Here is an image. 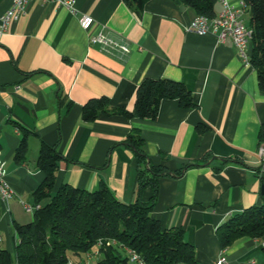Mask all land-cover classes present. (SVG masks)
<instances>
[{
	"label": "crops",
	"instance_id": "obj_1",
	"mask_svg": "<svg viewBox=\"0 0 264 264\" xmlns=\"http://www.w3.org/2000/svg\"><path fill=\"white\" fill-rule=\"evenodd\" d=\"M69 1L72 7L32 1L0 36V155L13 190L8 201L0 194V247L15 255L14 223L33 219L24 203L35 205L33 193L45 179L37 166L42 144L56 146L65 158L57 188L66 183L92 191L105 183L117 198L132 203L138 169L134 150L124 143L138 132L151 163L170 170L159 179L152 216L164 227L184 229L198 264H212L222 253L228 264H264V237L243 238L223 249L218 236L219 226L234 214L264 204V144H259L264 93L254 67L242 62L231 39L220 42L213 33L187 31L197 14L176 1L150 0L140 17L124 0ZM12 3L0 0V19ZM85 15L94 18L89 31L81 25ZM100 31L131 51L110 54L91 43ZM147 78L185 83L198 107L186 109L167 99L155 120L119 114L83 119V106L99 97H108L112 108L133 110ZM200 123L206 132L199 133ZM24 130L28 153L18 163ZM188 164L198 165L175 173ZM151 194L147 189L143 198ZM100 258L94 249L72 260L95 264Z\"/></svg>",
	"mask_w": 264,
	"mask_h": 264
},
{
	"label": "trees",
	"instance_id": "obj_2",
	"mask_svg": "<svg viewBox=\"0 0 264 264\" xmlns=\"http://www.w3.org/2000/svg\"><path fill=\"white\" fill-rule=\"evenodd\" d=\"M124 1L140 17L150 0ZM179 1L197 15L213 18L218 13L219 0ZM244 2L253 30L251 65L257 72L260 91L264 93V0ZM167 99L178 100L186 109L198 107L185 83L147 78L137 89L133 110L112 108L108 97H99L83 106L82 117L86 122L116 114L126 119L155 120L161 103ZM197 129L204 133L208 127L200 123ZM23 132L15 155L18 163L25 161L28 153L29 132ZM124 144L134 150L138 169L137 199L132 203L117 198L105 183L92 191L66 183L57 188L59 163L65 158L56 146L42 144L37 166L45 173V179L33 193L34 203L40 207L34 211L33 221L14 223L18 237L16 254L0 247V264H68L73 257L93 253L94 249L101 257L95 264H136L132 260L133 253L145 264H198L195 247L186 240L184 229L164 227L152 216L159 179L169 175L170 170L165 165L151 163L140 133L130 134ZM259 144H264V127L259 133ZM231 160L226 159L225 163ZM197 165H184L175 173L181 175L185 169ZM258 170L261 172V168ZM261 180L264 182V171ZM147 189L152 194L145 200L143 194ZM218 236L223 249L243 238H263L264 204L234 214L219 226Z\"/></svg>",
	"mask_w": 264,
	"mask_h": 264
},
{
	"label": "built area",
	"instance_id": "obj_3",
	"mask_svg": "<svg viewBox=\"0 0 264 264\" xmlns=\"http://www.w3.org/2000/svg\"><path fill=\"white\" fill-rule=\"evenodd\" d=\"M34 0H13L10 9L0 19V36L8 31L10 24L20 18L25 12L28 5ZM54 1L60 4H64L68 7H72L73 1L69 0H43ZM222 4V8L218 11L215 17L210 18L205 15H197L190 25L187 27V31L197 33L199 35H205L208 33L215 34L220 42H225L227 39H231L238 50V55L242 62L250 66L251 65V41L253 39V30L247 26L244 20L245 13L248 12V8L244 0H240L238 5L233 4L230 0H219ZM82 27L89 31L94 26V18L90 15H85L81 19ZM90 41L93 44L101 46V48L110 54H127L131 51V48L126 43L115 39L109 34L100 31L96 35H91ZM260 152L264 155V146L261 147ZM6 171L4 167V161L0 155V194L1 198L8 201L13 195V190L10 188L6 181ZM28 212L34 213L40 205H31L24 203ZM0 235V242H1ZM132 260L136 264H145L141 261L139 256L135 253L132 255ZM68 264H77L73 260H70ZM212 264H228V259L224 253Z\"/></svg>",
	"mask_w": 264,
	"mask_h": 264
},
{
	"label": "water",
	"instance_id": "obj_4",
	"mask_svg": "<svg viewBox=\"0 0 264 264\" xmlns=\"http://www.w3.org/2000/svg\"><path fill=\"white\" fill-rule=\"evenodd\" d=\"M178 5H180L181 9H185V5L181 3V1L177 0L176 1ZM261 193L264 195V182L261 185Z\"/></svg>",
	"mask_w": 264,
	"mask_h": 264
},
{
	"label": "rangeland",
	"instance_id": "obj_5",
	"mask_svg": "<svg viewBox=\"0 0 264 264\" xmlns=\"http://www.w3.org/2000/svg\"><path fill=\"white\" fill-rule=\"evenodd\" d=\"M244 20H245V23L249 25V23H250V15L248 13L245 15V19ZM32 221H33V219H32Z\"/></svg>",
	"mask_w": 264,
	"mask_h": 264
}]
</instances>
